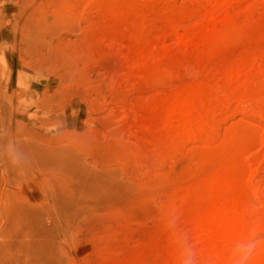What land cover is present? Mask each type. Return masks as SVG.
I'll return each mask as SVG.
<instances>
[{"label":"rangeland","instance_id":"rangeland-1","mask_svg":"<svg viewBox=\"0 0 264 264\" xmlns=\"http://www.w3.org/2000/svg\"><path fill=\"white\" fill-rule=\"evenodd\" d=\"M113 1L0 0V264H173L226 149H172L157 100L226 85L199 70L264 48V1L212 47L157 39L201 28L206 0Z\"/></svg>","mask_w":264,"mask_h":264},{"label":"bare ground","instance_id":"bare-ground-1","mask_svg":"<svg viewBox=\"0 0 264 264\" xmlns=\"http://www.w3.org/2000/svg\"><path fill=\"white\" fill-rule=\"evenodd\" d=\"M244 1L257 0H206L201 28L176 26L157 39L173 36L181 46L233 42L237 27L231 10ZM199 71L228 83L218 82L206 94L200 89L204 82L178 85L156 104L163 106L162 125L172 149L188 142L226 146L215 165L197 177L201 207L176 233L183 247L173 264H264V178L258 177L264 168V48ZM230 113H240L245 121L223 127ZM190 238L194 247L185 246Z\"/></svg>","mask_w":264,"mask_h":264}]
</instances>
